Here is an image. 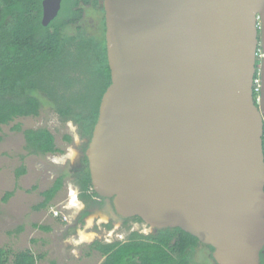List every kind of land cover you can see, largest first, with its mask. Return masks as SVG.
Segmentation results:
<instances>
[{
  "label": "water",
  "instance_id": "water-1",
  "mask_svg": "<svg viewBox=\"0 0 264 264\" xmlns=\"http://www.w3.org/2000/svg\"><path fill=\"white\" fill-rule=\"evenodd\" d=\"M61 3L43 1L44 26ZM102 5L111 84L85 152L93 191L115 220L181 229L216 264H260L264 0Z\"/></svg>",
  "mask_w": 264,
  "mask_h": 264
},
{
  "label": "trees",
  "instance_id": "trees-1",
  "mask_svg": "<svg viewBox=\"0 0 264 264\" xmlns=\"http://www.w3.org/2000/svg\"><path fill=\"white\" fill-rule=\"evenodd\" d=\"M43 1L0 0V132L2 126L16 118L39 116L45 104H49L62 122L74 123L80 138L89 142L102 97L111 84L103 0H62L57 17L48 26L42 24ZM89 6L95 25L82 28ZM259 63L258 60L257 66ZM258 71L255 80L259 79ZM94 83L99 86L95 96L91 93ZM258 96L254 87L255 100ZM24 136L32 154L60 152L54 136L46 129L26 130ZM66 140L72 138L67 136ZM25 173L23 168L17 176ZM73 179L80 200L87 206L94 203L98 197L92 189L86 155L81 167L74 170ZM64 181L62 175L45 193V204L62 190ZM12 196L9 192L2 201L7 203ZM87 216L83 212L79 221ZM133 220L142 222L139 218ZM201 245L181 229H165L147 236L135 232L126 242H94L91 247L105 257L101 264H190L191 252ZM207 247L212 257L213 248ZM37 261L30 251L12 255L9 250H0V264H37ZM260 264H264V250Z\"/></svg>",
  "mask_w": 264,
  "mask_h": 264
},
{
  "label": "rangeland",
  "instance_id": "rangeland-1",
  "mask_svg": "<svg viewBox=\"0 0 264 264\" xmlns=\"http://www.w3.org/2000/svg\"><path fill=\"white\" fill-rule=\"evenodd\" d=\"M86 8L81 27L88 25L94 28L95 18L88 10L91 6ZM75 32L73 27L71 34ZM98 88L94 83L93 96ZM38 129L52 133L59 153L41 155L27 150L24 131ZM67 136L72 140L67 141ZM0 137V250H9L12 255L30 251L38 258L37 264H100L104 258L92 249L94 242L113 244L126 242L135 232L143 235V222L132 219L124 225L113 224L98 212H92L82 222L77 221L80 214L70 225L52 217L51 209L67 199L69 187L76 186L73 173L79 169L80 151L88 140L80 138L74 123L62 122L49 104H45L37 117L16 118L2 126ZM23 168L25 175L18 177L17 172ZM62 175L65 176L64 187L45 204V193ZM9 192L13 196L4 203L2 199ZM72 214L75 216L74 212ZM108 225L114 229L110 237L107 234ZM145 232L150 235L154 230ZM82 235L90 239L83 241ZM190 264L216 262L208 247L201 245L191 252Z\"/></svg>",
  "mask_w": 264,
  "mask_h": 264
},
{
  "label": "built area",
  "instance_id": "built-area-1",
  "mask_svg": "<svg viewBox=\"0 0 264 264\" xmlns=\"http://www.w3.org/2000/svg\"><path fill=\"white\" fill-rule=\"evenodd\" d=\"M259 57H261V54H259ZM255 87H256V91H259L260 89L259 79L255 80ZM263 141H264V133H263ZM73 199L76 200L75 204H73ZM65 200L62 203H60L58 206H56L55 208L51 209V213H52L53 218L60 219L64 223L69 224V223H72L83 210L82 201L80 200L79 188L77 186L69 187L68 196H67V199ZM72 211L74 212L75 216H73ZM143 229H144V233H142L143 235H146V236L149 235L148 233L145 232L147 230H150L152 232V229L148 227L146 224H144ZM107 230H109L107 232L108 237L112 236V234L114 233V229H107Z\"/></svg>",
  "mask_w": 264,
  "mask_h": 264
},
{
  "label": "flooded vegetation",
  "instance_id": "flooded-vegetation-1",
  "mask_svg": "<svg viewBox=\"0 0 264 264\" xmlns=\"http://www.w3.org/2000/svg\"><path fill=\"white\" fill-rule=\"evenodd\" d=\"M89 143V142H88ZM88 143L86 144V146H88ZM85 144H83L84 147ZM85 158V152L83 150V148L80 151V156H79V165L78 168L81 167V163L83 161V159ZM113 210V205L111 202H107L106 199H95L94 203L90 204L89 206L85 207V211L88 212H92V211H97L99 213H101L103 216H106V218H108V220L110 222H112L113 224H122L124 225L127 221L132 220V219H124V218H119L118 220H115L111 217L110 215V211Z\"/></svg>",
  "mask_w": 264,
  "mask_h": 264
},
{
  "label": "crops",
  "instance_id": "crops-1",
  "mask_svg": "<svg viewBox=\"0 0 264 264\" xmlns=\"http://www.w3.org/2000/svg\"><path fill=\"white\" fill-rule=\"evenodd\" d=\"M82 206H83V210H82V212H81L80 214H82L83 212H85V206H86V205L84 206V203H83V202H82ZM86 212H87L88 215H89V214H91L92 212H97V211H92V212H88V211H86ZM98 213H99V212H98ZM80 214H79V215H80ZM77 217H78V216H77ZM79 218H80V216L78 217L77 221L79 220ZM83 221H84V220H83ZM70 224H71V223H69L68 225H70ZM103 258H104V259H103V261H104V260H105V257L103 256ZM103 261H102V262H103ZM100 264H101V263H100Z\"/></svg>",
  "mask_w": 264,
  "mask_h": 264
},
{
  "label": "bare ground",
  "instance_id": "bare-ground-1",
  "mask_svg": "<svg viewBox=\"0 0 264 264\" xmlns=\"http://www.w3.org/2000/svg\"><path fill=\"white\" fill-rule=\"evenodd\" d=\"M76 203V200L75 199H73V204H75ZM90 238L87 236V235H82V240L84 241V240H89Z\"/></svg>",
  "mask_w": 264,
  "mask_h": 264
}]
</instances>
